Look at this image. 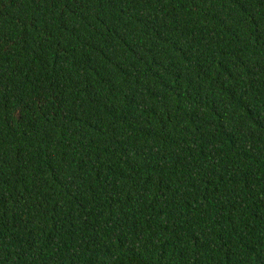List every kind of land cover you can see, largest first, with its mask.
Masks as SVG:
<instances>
[{
	"label": "trees",
	"instance_id": "16d2710c",
	"mask_svg": "<svg viewBox=\"0 0 264 264\" xmlns=\"http://www.w3.org/2000/svg\"><path fill=\"white\" fill-rule=\"evenodd\" d=\"M0 264H264V0H0Z\"/></svg>",
	"mask_w": 264,
	"mask_h": 264
}]
</instances>
